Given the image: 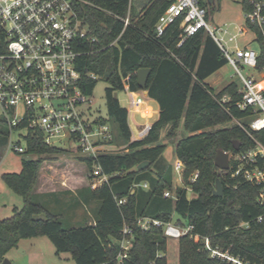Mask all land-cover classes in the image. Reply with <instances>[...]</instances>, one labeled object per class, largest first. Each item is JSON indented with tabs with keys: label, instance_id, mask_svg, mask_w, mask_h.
Wrapping results in <instances>:
<instances>
[{
	"label": "trees",
	"instance_id": "16d2710c",
	"mask_svg": "<svg viewBox=\"0 0 264 264\" xmlns=\"http://www.w3.org/2000/svg\"><path fill=\"white\" fill-rule=\"evenodd\" d=\"M170 2L133 0L131 24L123 31L118 17L126 15L128 0H87L77 4L79 17L96 41L83 44L76 68L83 75H97L96 79L84 78L89 92L100 78L108 83L107 112L102 118L111 124V142L126 145L127 151L99 153L97 159L75 152L76 160L87 169L88 179L96 164L108 178L95 189L86 186L90 199L97 201L94 221L65 228L48 203L35 200V196L42 164L55 162L73 150L48 145L40 131L29 129L24 135L25 150L20 152L28 156L23 158L21 170L1 175L23 203L13 208L11 216L0 218V262L21 238L44 235L56 253H69L74 264H166L167 237L163 229L151 226L144 230L136 222L140 216H150L193 225V236L178 238V264H236L212 255L204 246L205 237L211 247L227 252L241 264H264V201L257 200L260 187L241 174L233 175L236 165L232 162V155L253 147L255 140L264 145V128L251 131L254 139L239 124L248 125L253 117L251 110L232 106L229 113L213 98L212 92L231 93V103L235 102L240 99L239 83L229 81L219 91L206 83L227 59L204 29L184 37V21L178 17L161 36L155 35L154 25ZM200 3L210 18L219 0ZM257 41V68L262 69L264 45L259 37ZM143 67L151 69L146 89L158 103L159 114L149 133L133 140L128 110L120 104L116 92L124 89V81L131 91H140L136 72ZM179 128L185 134L177 139L174 154L183 169L181 185H175L172 166L161 158L166 143L160 141V134L165 130V136L172 139ZM7 141V137L0 136V149L8 145ZM233 141L239 143L238 148ZM218 149L230 154L225 170L214 163ZM144 160L150 162L149 166L137 169ZM195 171L198 175L190 181ZM217 179L222 186L219 196L213 193ZM143 182L147 188L141 185ZM165 190L173 197L164 196ZM119 199L124 201L118 203ZM124 224L131 228L132 244L127 257L119 261Z\"/></svg>",
	"mask_w": 264,
	"mask_h": 264
},
{
	"label": "built area",
	"instance_id": "2783aa9c",
	"mask_svg": "<svg viewBox=\"0 0 264 264\" xmlns=\"http://www.w3.org/2000/svg\"><path fill=\"white\" fill-rule=\"evenodd\" d=\"M81 2L87 0H0V110L10 127L21 124L26 131L38 130L48 145L56 146L54 140H60L58 147L97 159L99 153L122 152L127 148L126 145L112 143L113 130L109 121L101 115L92 114V91H87L84 78L96 79L97 75H83L76 68V58L83 52V44L96 41L79 17L77 4ZM239 2L247 6L243 10L246 28L239 25L229 40L243 36L249 30L254 35L253 40L257 41L259 37L264 45V0ZM132 3L133 0H128L126 15L118 17L123 22L122 31L131 24ZM178 17L184 21V37L204 29L239 75L237 91L240 99L231 103V93L211 94L229 113L232 106L239 110H251L253 117L248 125L240 121L239 124L253 137L251 131L264 128V67L257 68L259 48H251V41L228 46L223 35L217 33L219 29L210 24L207 8L201 5L200 0H171L154 25L155 35L161 36ZM224 32L227 30L224 29ZM116 41L117 38L111 44ZM240 64L252 67L258 78L243 74ZM123 90L128 95L129 116L133 108V111H139L144 98L138 91H131L127 81H124ZM150 128L151 123L136 126L134 139L144 138ZM8 147L17 152L25 150V144L22 146L10 141ZM232 162L236 165L233 175L241 174L246 181L259 186L257 200L263 202L264 145L255 140L253 147L232 155ZM182 169L183 163L176 159L173 171L181 177ZM197 175L195 171L190 181H194ZM107 178L101 166L96 164L88 185L95 189ZM141 185L148 186L146 182ZM163 195L173 197L169 190H165ZM123 201L119 199L118 203ZM136 222L144 230L159 226L166 237L194 235L192 224L181 225L174 220L165 221L150 216H140ZM122 234L119 261L127 257L132 244V231L127 224L123 225ZM204 246L212 255L241 264L239 259L227 252L211 247L208 237L204 238Z\"/></svg>",
	"mask_w": 264,
	"mask_h": 264
},
{
	"label": "rangeland",
	"instance_id": "374dc122",
	"mask_svg": "<svg viewBox=\"0 0 264 264\" xmlns=\"http://www.w3.org/2000/svg\"><path fill=\"white\" fill-rule=\"evenodd\" d=\"M209 22L214 28L219 29L217 33L223 35V39L228 46L233 47L236 43L242 45L245 41H251L249 43L251 48L256 50L259 48L258 42L253 40L254 35L249 30H246L243 36H238L234 40H229V36L236 33V29L239 25L243 27L246 26L243 7L239 0H219L217 7L212 10ZM224 29H226L227 32H224ZM239 67L246 76L258 78L255 76V71L252 67L243 64H240ZM232 80L240 82V77L232 66L226 63L219 70L211 74L205 81L215 91H219L225 84ZM107 85L108 83L100 78L97 80L92 90L94 102L91 108L93 116H106L105 88ZM116 97L123 107H128V95L124 90L117 91ZM133 109L130 113V117H138L139 111L135 112ZM132 125L133 122L131 121V126ZM133 131H135V129ZM26 132V128L10 127L5 118V114L0 110V136L7 137V143L10 141L24 146L25 141L23 136ZM165 133V130H163L160 134V141L166 143L161 158L166 165L172 166L173 183L179 185L181 184V177H179L178 173L173 171V164L177 159L174 154V145L177 139L184 136L185 132L183 129L179 128L176 137L172 139L167 138ZM133 134L132 132L131 137L134 139ZM54 145H60V140H54ZM76 153L75 151H67L55 162L45 161L40 168L37 184V188L42 190L69 188L66 192H61L63 190H60L56 193L54 191L56 197L59 195L56 201L57 203H52L49 207V210L58 214L65 228L83 223L77 219L85 217V219L89 218L93 220L95 205H97L96 200L92 201L90 199L89 192L86 189L90 178H87V169L85 165L76 160ZM26 157L28 156L9 148L8 145L0 149V218L11 216L13 208H20L23 203L22 197L4 183L1 175L3 173L19 172L22 168V160ZM74 191L79 196L77 199L79 200L81 198L83 204L81 203V207L71 209L69 205L72 202V196L74 194L70 193H74ZM54 192H49L48 197L43 195V199L35 196V200H45V198L51 197ZM71 210L77 213L76 218L71 216V213H73ZM64 256V252L56 253L53 243L44 235L21 238L18 245L11 248L5 255V257L9 259L10 264H73L71 258L66 259ZM165 257L166 264H178V238L167 237V251Z\"/></svg>",
	"mask_w": 264,
	"mask_h": 264
},
{
	"label": "crops",
	"instance_id": "0c3cea01",
	"mask_svg": "<svg viewBox=\"0 0 264 264\" xmlns=\"http://www.w3.org/2000/svg\"><path fill=\"white\" fill-rule=\"evenodd\" d=\"M138 93L139 94L141 93L143 95L144 103L139 108V116L138 117H135V116L130 117V114L128 116V122H129V126H130V129H131V132H133V130L135 129V127L138 126L139 124H142V123H153L158 118V114H159V106H158V103L154 99L150 98L148 96V94H146L143 90L138 91ZM131 121L133 122V125H132L133 127L131 126ZM68 189L69 188H66V187L63 188V189H55V188L53 189L52 188V189H47V190L46 189L42 190V189L37 188V191H38L37 195L40 198L43 199V195L46 194V193L54 192V191L57 193L60 190H63L61 192H66V190H68ZM71 190H73V189H71ZM70 194H74V195L72 196L73 199H72V202L70 203L69 207L71 209H74V208H77V207H81L82 204H83L82 203L83 201H82L81 198L79 200L77 199L79 197L78 194L75 191H74V193H70ZM58 196L59 195H57V197L56 196H51V197L45 198V200H41V201H44L43 203H45V201H46V203H48L47 205L50 207V205L52 203L53 204L54 203H57L56 201L58 199ZM76 214L77 213H75V211H74L73 213H71V216H73L74 218H76ZM77 220L80 221V222L81 221L82 222H84V221L93 222L94 221V218H93V220H90L89 218H86L85 219V217H84V218L77 219ZM80 222H78V223H80ZM64 254H65L64 258H66V259L71 258L69 253L64 252ZM72 263L74 264V262H72Z\"/></svg>",
	"mask_w": 264,
	"mask_h": 264
},
{
	"label": "water",
	"instance_id": "95a60500",
	"mask_svg": "<svg viewBox=\"0 0 264 264\" xmlns=\"http://www.w3.org/2000/svg\"><path fill=\"white\" fill-rule=\"evenodd\" d=\"M209 4H212L214 2V0H206ZM151 72L150 68L147 67H143V68H139L136 72L137 75V83L140 87L141 90H143L146 94H148V91L146 89V83H147V79L148 76ZM234 143V147L238 148L239 147V143L235 144V141H233ZM214 163L215 165L222 169L225 170L229 167V153L225 152L221 149H218L215 153V159H214ZM150 162L148 160H144L141 161L138 165H137V169H144L147 166H149ZM214 195H221L222 194V186L221 183L219 181V179L216 180V186L214 188ZM1 264H10L9 259H7L6 257L2 260Z\"/></svg>",
	"mask_w": 264,
	"mask_h": 264
}]
</instances>
